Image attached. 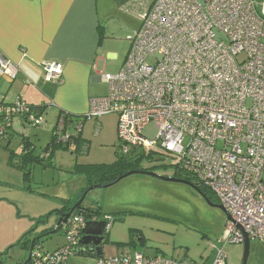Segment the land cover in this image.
Listing matches in <instances>:
<instances>
[{
  "label": "built area",
  "instance_id": "built-area-1",
  "mask_svg": "<svg viewBox=\"0 0 264 264\" xmlns=\"http://www.w3.org/2000/svg\"><path fill=\"white\" fill-rule=\"evenodd\" d=\"M141 8L121 70L102 75L108 95L91 100L84 119L115 114L120 156L141 151L169 160L179 175L210 192L229 215L224 246L242 244L243 234L264 244V2L152 0ZM43 70L46 83L60 84L62 65L46 63ZM16 74L17 66L0 54V76ZM15 117L43 125L21 100L0 99V143ZM150 126L154 138L144 135ZM88 220L100 221L74 215L55 227L64 245L44 252L35 242L24 264H66L81 248ZM102 221L105 236L112 219ZM94 264L180 263L135 253ZM213 264H225L222 252Z\"/></svg>",
  "mask_w": 264,
  "mask_h": 264
},
{
  "label": "rangeland",
  "instance_id": "rangeland-1",
  "mask_svg": "<svg viewBox=\"0 0 264 264\" xmlns=\"http://www.w3.org/2000/svg\"><path fill=\"white\" fill-rule=\"evenodd\" d=\"M138 26V20L130 19L127 23L128 32L138 29ZM126 34H123L122 42L127 49ZM115 70L107 72L113 75L117 73ZM42 118L41 127L27 125L9 143H0L2 264H23L28 258L30 242L44 230L42 223L46 222V217L75 205L79 201L78 196L85 189L82 207L100 208L112 217L110 231L104 236L102 244L104 257H113L114 251L120 249L119 245L122 243H128L132 234L137 240V234L133 232L137 230L148 240L147 247H139L138 250L148 254L158 251L166 259L213 264L218 253L222 252L226 264L242 263V244L224 246V214L207 205L196 192L185 185L133 175L108 188L88 191L92 186H87L84 182L80 165L111 164L115 160V114L103 116L98 121V134H95L94 121L87 122L81 134L84 140L82 144L55 149L50 164L48 160L31 165L21 164L19 156L23 139H29L33 144L35 156L44 154L51 141L57 117L48 110ZM72 132L69 128L65 133ZM144 135L154 138L153 126L146 128ZM126 160L130 166L140 164L142 169L150 170L160 177L170 176L175 172L169 160L157 159L156 156H149L141 151H135ZM206 193L210 202L217 204L215 197L210 192ZM121 212H126L123 213V220L117 219ZM54 219L55 215L51 214L48 218L49 226ZM20 241L22 244H19ZM64 243L62 233L57 232L40 238L36 245H42L44 252H54ZM123 248L126 252L133 251L128 245ZM89 262L92 264V259ZM246 264H264V244L250 240Z\"/></svg>",
  "mask_w": 264,
  "mask_h": 264
},
{
  "label": "crops",
  "instance_id": "crops-1",
  "mask_svg": "<svg viewBox=\"0 0 264 264\" xmlns=\"http://www.w3.org/2000/svg\"><path fill=\"white\" fill-rule=\"evenodd\" d=\"M142 2L151 3L148 0H0V54L17 66L13 80L0 76V99L7 104L21 100L41 116L49 110L57 119L60 114L68 115L74 121L85 117L91 100L108 94V85L102 75L114 69L118 73L124 64L129 50L127 39L137 30L129 33L127 23L133 18L138 20ZM123 34L127 35V49L122 42ZM50 62L63 67L60 84L44 81L43 66ZM101 118L82 121L80 136L85 124L91 121L98 134ZM27 125L30 124L22 117H15L5 141L9 143ZM48 161L50 163L51 158ZM178 174L175 171L173 175L163 177L175 178ZM133 232L138 239L135 240L132 234L129 242L122 243L112 256L142 253L147 258L164 257L158 251L151 254L139 251V247H147L148 240L142 232ZM126 244L133 251L126 252L123 248ZM89 259L75 256L66 264H90ZM168 260L198 264L184 259ZM94 262L92 259V264Z\"/></svg>",
  "mask_w": 264,
  "mask_h": 264
},
{
  "label": "trees",
  "instance_id": "trees-1",
  "mask_svg": "<svg viewBox=\"0 0 264 264\" xmlns=\"http://www.w3.org/2000/svg\"><path fill=\"white\" fill-rule=\"evenodd\" d=\"M84 120L85 119L83 117L81 119L78 118L76 121H74V119L72 117H70L68 115L60 114V116L58 117L57 122L55 124V127L53 129L51 141L47 144V146L43 152L44 154L39 155V156L34 155L35 154L34 153V151H35L34 146L31 143L27 142L26 139H23L22 140V145H23L22 151H21V154L19 156L21 164L31 165V164H35V163H44L46 160H49L51 158L55 149H58V148L67 149L70 144H73L72 146L81 145L82 144L81 142H83V140L81 139L80 133H77V131H75V130L72 133L66 134L65 132L70 127H73L75 129V126L78 123H79V125L82 126V121H84ZM60 135L61 136H63V135L68 136L69 138H68L67 142L60 141L59 140ZM44 156H45V158H44ZM10 157H12V155ZM126 158H127L126 156H120L119 155L118 140H117V151L115 153V160L111 164L80 165L81 168L83 169L81 172H82V177H83L84 182L87 183V186L107 185V184L113 183L120 176H122L128 172H131V171H142V170L143 171H150L147 169H142L140 167V164H138V165L134 164L135 166H132V165L130 166V163L126 160ZM48 164H50V163H48ZM174 177L177 179L188 181L189 183L193 184L191 179L186 178L184 176H181L179 174L175 175ZM83 192L80 193V195L78 196V199L81 198V195L83 194ZM70 209H71V207L63 208V209H60L58 212H55V213H63V212L67 213L70 211ZM81 211L88 214L90 218L96 217L100 221H102V219L104 217L108 216L106 214H103L101 212L100 208L92 209V208L81 207ZM118 214H119L118 215L119 220L124 217L123 213H118ZM111 219H112V217H111ZM44 233H43V235H44ZM40 236H42V234H40L39 236H37V238L34 239L35 240L34 243L38 241V238ZM19 244H22V242L20 241ZM127 245L129 246V244H127ZM119 246H122V244Z\"/></svg>",
  "mask_w": 264,
  "mask_h": 264
},
{
  "label": "water",
  "instance_id": "water-1",
  "mask_svg": "<svg viewBox=\"0 0 264 264\" xmlns=\"http://www.w3.org/2000/svg\"><path fill=\"white\" fill-rule=\"evenodd\" d=\"M133 175L150 177V178L159 180L161 182L177 183V184L185 185V186L189 187L190 189H192L194 192H196L206 202L207 205L221 211L224 214L226 221L229 220V215L224 210V208L219 204H217V205L212 204L201 193L200 189H198L195 185L189 183L188 181L173 178V177H171V178L160 177V176H157L156 174L149 172V171H143V170L142 171H131V172H128V173L120 176L113 183H110L107 185L92 186L88 189V191L94 190V189L108 188V187L118 183L119 181H121L125 178H128L130 176H133ZM85 194H86V192L81 196L79 201L70 209V211L68 213H51V214L59 216V219L57 220V223L51 228V230L45 232L44 235L39 237V239L42 237H45V236H50L52 234H55L57 232V229H55V227L60 228V226L62 224H65L67 222V220L74 215H79L81 217L88 218L89 215L84 213L83 211H81V207H82L83 200L85 198ZM74 211H77V212L74 213ZM51 214L46 217V220H48V218L51 216ZM43 224L45 225V223H43ZM104 227H105V222H93V221H89V220L86 221L85 228L82 231L83 237H82L81 242H80L81 248H78L75 251L77 257H87L90 259H98V258H101L103 256L102 244H103V240H104V234H103ZM42 232H44V231H42ZM34 241L35 240H33L31 242L30 250L33 247ZM242 245H243V256H242V263L241 264H246L248 256H249L250 240L248 239V237L245 234H243ZM27 261H28V259L26 260V262ZM0 264H2V263L0 262Z\"/></svg>",
  "mask_w": 264,
  "mask_h": 264
},
{
  "label": "flooded vegetation",
  "instance_id": "flooded-vegetation-1",
  "mask_svg": "<svg viewBox=\"0 0 264 264\" xmlns=\"http://www.w3.org/2000/svg\"><path fill=\"white\" fill-rule=\"evenodd\" d=\"M200 191H201V193L208 199V197H207V193L204 191V190H202V189H200ZM209 200V199H208ZM210 201V200H209ZM214 205H217V204H214ZM74 206V205H73ZM72 206V207H73ZM71 207V208H72ZM77 211H74V213H76ZM64 213V212H63ZM68 213V212H67ZM59 219V216H57V215H55V219H54V222H53V224L51 225V226H49L50 224L48 223V220H46V222H44L45 223V225L42 223V225H43V231L44 232H47V231H50L51 230V228L57 223V220ZM99 222H102V221H99ZM44 232H42L41 234L43 235V233Z\"/></svg>",
  "mask_w": 264,
  "mask_h": 264
}]
</instances>
